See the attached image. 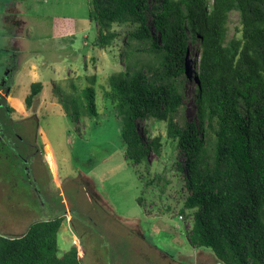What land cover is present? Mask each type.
<instances>
[{
  "label": "trees",
  "instance_id": "trees-1",
  "mask_svg": "<svg viewBox=\"0 0 264 264\" xmlns=\"http://www.w3.org/2000/svg\"><path fill=\"white\" fill-rule=\"evenodd\" d=\"M232 13L238 25L230 36ZM89 19L99 28V48L117 37L113 26L130 28L124 70L108 78L103 98L120 122L124 160L138 181L167 202V187L179 184L177 215L190 218L193 247L210 249L222 264H264V0H91ZM194 43L189 121L184 65ZM42 89L41 82L30 84L28 107ZM72 100L75 119L97 116L94 86ZM154 123H165L164 143L160 135L147 141ZM149 149L169 157L166 176L148 179ZM61 223L55 217L20 236L0 234V264H81L75 245L58 249Z\"/></svg>",
  "mask_w": 264,
  "mask_h": 264
},
{
  "label": "rangeland",
  "instance_id": "rangeland-1",
  "mask_svg": "<svg viewBox=\"0 0 264 264\" xmlns=\"http://www.w3.org/2000/svg\"><path fill=\"white\" fill-rule=\"evenodd\" d=\"M90 9L91 0H0V112L10 105L22 109L30 84H43L27 111L34 119L24 127L33 130L37 151L29 156L28 172L12 176L11 198L0 200V234L20 236L35 222L59 216L58 249L75 245L81 264H222L210 249L189 243L190 218L177 215L179 184L167 187V202L126 164L120 122L103 92L108 78L124 70L130 28L113 26L117 37L99 48ZM237 25L232 13L230 36ZM196 51L197 44H189L184 65L183 114L189 121L195 120ZM85 86L95 88L97 116L75 119L72 98ZM138 129L143 132L142 122ZM158 135L164 143L165 123H154L147 141ZM168 158L149 149L154 168L144 169L148 179L167 175ZM179 158L184 161L181 151Z\"/></svg>",
  "mask_w": 264,
  "mask_h": 264
},
{
  "label": "flooded vegetation",
  "instance_id": "flooded-vegetation-1",
  "mask_svg": "<svg viewBox=\"0 0 264 264\" xmlns=\"http://www.w3.org/2000/svg\"><path fill=\"white\" fill-rule=\"evenodd\" d=\"M25 98L22 109L10 105L0 112V186L3 185V192L0 190V200L2 201L4 198H11L15 191L12 176L24 175L23 172H28L26 164H29V156L36 150L33 141L30 140L33 130L24 129L25 125L27 126L29 121L34 119L32 113H27L30 107L27 106Z\"/></svg>",
  "mask_w": 264,
  "mask_h": 264
},
{
  "label": "crops",
  "instance_id": "crops-1",
  "mask_svg": "<svg viewBox=\"0 0 264 264\" xmlns=\"http://www.w3.org/2000/svg\"><path fill=\"white\" fill-rule=\"evenodd\" d=\"M56 217V216H55ZM55 217H53V218H55ZM59 217V216H58ZM52 219V218H51ZM46 220H49V219H46ZM62 224H63V218H62V223H61V226H62ZM61 226H60V228H61ZM59 228V229H60ZM65 252V251H64ZM61 253V252H60ZM63 253V252H62ZM79 258V257H78ZM80 260V259H79ZM219 262V261H218ZM81 263V262H80Z\"/></svg>",
  "mask_w": 264,
  "mask_h": 264
},
{
  "label": "built area",
  "instance_id": "built-area-1",
  "mask_svg": "<svg viewBox=\"0 0 264 264\" xmlns=\"http://www.w3.org/2000/svg\"><path fill=\"white\" fill-rule=\"evenodd\" d=\"M178 218H179V219H182V217H181V216H179Z\"/></svg>",
  "mask_w": 264,
  "mask_h": 264
}]
</instances>
